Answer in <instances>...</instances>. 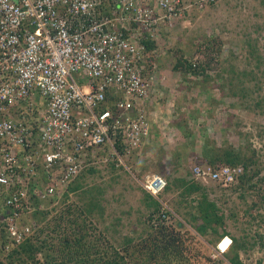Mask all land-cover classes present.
<instances>
[{"label":"built area","instance_id":"1","mask_svg":"<svg viewBox=\"0 0 264 264\" xmlns=\"http://www.w3.org/2000/svg\"><path fill=\"white\" fill-rule=\"evenodd\" d=\"M217 2L0 0V254L32 236L35 212L63 202L89 168L130 169L125 156L151 137L153 122L161 126V111L149 107L158 101L145 41L160 43L178 17ZM191 171L199 183L228 185L242 167ZM140 183L159 198L168 181L149 172ZM153 216L156 226L182 220L166 201ZM232 242L223 236L212 256Z\"/></svg>","mask_w":264,"mask_h":264},{"label":"rangeland","instance_id":"2","mask_svg":"<svg viewBox=\"0 0 264 264\" xmlns=\"http://www.w3.org/2000/svg\"><path fill=\"white\" fill-rule=\"evenodd\" d=\"M204 39L212 52V64L198 75L181 78L185 83L180 85H187L181 98L174 92L162 95L159 100L161 126L156 128L146 148L147 158L141 157L136 149L125 156L127 163L133 161L130 171L102 167L83 175L79 179L81 188L68 195L69 201L66 199L51 208L48 203L50 213L46 221L70 203L81 211L93 202L95 212L87 216L84 229L90 228L87 240L99 241L100 249L111 245L124 250L125 237H138L145 230L144 217L152 210L140 183L149 163L151 172L165 174L175 184L160 197L162 202L166 201L183 216L178 209L191 208L189 205H195L196 195L206 192L224 212L218 234L228 231L239 244H244L240 250L241 263L264 264V181H260L264 177V0H218L204 9L192 8L178 17L163 39L166 46L158 50L162 54L168 51L173 57L172 63L177 53L182 52L195 61L194 57L201 55L200 51L195 52V47ZM197 57L199 66L207 65L205 59ZM189 109L196 115L182 114ZM183 129L190 133L186 135ZM155 138L157 141L152 142ZM207 143L210 147L217 145L223 150L232 147L242 154L255 155L258 163L253 168L261 171L252 182L257 186L245 198L241 197L245 193L241 194L233 184L214 180L201 183L204 188L200 192L182 194L181 180L190 179L191 168L197 164L210 165L202 155ZM140 167L142 172L137 171ZM254 203L256 206H252ZM212 233L209 230V236L206 233L201 236L202 240H192L194 258L190 264H232L229 256L211 258L210 244L218 237L213 238ZM51 240H55L56 247L49 253L60 261L67 248L59 243V238ZM139 256L137 253L126 258L128 262L124 264H143L139 259L131 260ZM159 263L160 260L153 264Z\"/></svg>","mask_w":264,"mask_h":264},{"label":"trees","instance_id":"3","mask_svg":"<svg viewBox=\"0 0 264 264\" xmlns=\"http://www.w3.org/2000/svg\"><path fill=\"white\" fill-rule=\"evenodd\" d=\"M206 41L207 39H204L197 44L195 52H201L202 59L206 60L207 65H195L194 62L185 56V53L180 51L182 54L178 55L177 53L173 63V69L180 71L183 75H187L189 72L198 75L201 71L210 67L212 64V52L210 53L209 43L207 44ZM145 43L147 45V53H149L145 63L151 68L153 61L156 60L155 54L151 52L152 49L155 48V43L150 39ZM112 95L113 94L108 93V102L106 104L113 107L112 102H114V95ZM182 112V114L186 116L189 115L188 117L196 115V113L192 112L190 109ZM181 126L179 125V127ZM183 131L186 135L190 133L189 130L185 131L183 129ZM221 150L223 149L217 147V145L210 147L208 143L205 144L202 153L204 157L203 160H206L208 164L215 168H219L222 165H243L244 171L239 176L238 181L233 185L236 189H240L241 194L245 193L241 195L242 198H245V195L250 193V190L257 186V184H253L252 182L261 171L260 169L253 168V165L258 163V160L255 159V155L249 156L247 154H242L232 147L224 149L223 151ZM253 152L255 154V150ZM149 167L150 164L146 163L145 169ZM94 171V169H90L87 172H83L75 179L69 189L71 191L80 189L81 183L79 179L83 175L85 176ZM164 175L165 174H163V176ZM164 177L168 181L165 189V192H167L171 190L175 184L172 183L166 175ZM181 181L183 183L182 194L185 196L200 192L204 188L201 183L195 182L192 178L188 181L184 179ZM260 181L263 182L264 177H260ZM251 183L252 185H249ZM247 185H249L248 188L246 187ZM145 194L146 198L149 199L148 206L152 209L150 213L144 217L145 230H143L138 237L133 235L126 236L123 243L124 250L111 245L104 247V249H100L101 246L98 245L99 241L87 240V236L90 235V228L84 229L86 228L87 216H91L95 212L92 206L93 202L86 206V210L82 209L81 211L80 209H75L72 203H70L65 206L60 214H55L49 221H46L50 213L49 210L36 211L33 219L40 224L39 229L19 247L5 254V256L0 257V264H45V258L47 257H51L50 260L47 258V264H124L128 262L126 258L132 257L137 253H139L140 256L131 258V260L136 262V259H139L143 264H153L158 260L161 261L159 264H186L194 258L192 254L194 250L192 240L197 238L201 239V236L206 235V233L207 236H209V230L213 231V238L214 236L220 237L218 234V227L223 224L224 212L215 201L209 198L206 192L198 196L196 195L195 205H189L191 208L185 211L183 209L181 211L178 209L179 212H182L184 215L182 216L178 213L182 220L177 222V224H162L159 226L153 223V215L156 211L160 210L162 201L160 198L154 197L147 191ZM252 206H256V203L252 204ZM175 211L177 212V210ZM49 237H51V239L59 238V243L67 248V250L61 254L60 261L56 260V256H52L49 253V250L56 247L54 244L55 240H51ZM242 246H244V244H239V240L235 238V245L229 254V260L232 264H242L239 259V250L242 249ZM129 250L130 253L128 252ZM195 256H198V254Z\"/></svg>","mask_w":264,"mask_h":264},{"label":"clouds","instance_id":"4","mask_svg":"<svg viewBox=\"0 0 264 264\" xmlns=\"http://www.w3.org/2000/svg\"><path fill=\"white\" fill-rule=\"evenodd\" d=\"M171 30V29H170ZM169 30V31H170ZM169 31H164V33H169ZM165 37H167V35L165 36ZM164 37V34H163V39L165 38ZM149 40V39H148ZM151 40V39H150ZM147 41V40H146ZM145 41V42H146ZM152 41H154V43H155V48H153L152 49V53H154L155 54V57H156V59H158V57L157 56H161V55H163L162 53H160L159 52V47H160V45L162 44L163 46H166V43H164V41L162 40L160 43H158V44H156V41L155 40H152ZM161 45V46H162ZM148 52V51H147ZM166 53H167V51H166ZM197 56H200L201 57V59H202V56L201 55H197ZM194 57V59H195V61H193L192 59H190L192 62H194V64L195 65H197V58L198 57ZM152 67L151 68H149V66H147V64H146V69H145V74L148 76V77H150V78H152V80H153V77H151V76H149V73L151 72V70H153L154 68H157V63L156 62H154L153 61V64L151 65ZM151 69V70H150ZM148 71V72H147ZM179 73H180V75H181V78L183 77V78H185L188 74H195V73H192V72H189L187 75H183L180 71H179ZM196 75V74H195ZM182 78V79H183ZM153 86H154V88H155V92H154V98L156 97V99H157V101H158V106H155L156 107V109L155 110H160V108H161V101H159V100H161V98H162V95L164 94L162 91H160V89L158 88V87H155V82H154V80H153ZM162 102H165L164 100H162ZM154 107V108H155ZM160 113V112H159ZM159 116H160V118H162V114L160 113L159 114ZM154 123L156 124V127H155V130H153L152 131V135H151V137H150V139H152V137H153V135H154V133H155V131H156V128H159L160 126H157L158 125V123H156V122H153V128H154ZM149 143H150V140H149V138L147 139V140H145L144 141V143H143V145H142V147L141 148H137L138 149V153L141 155V157H145V155H146V152H147V150H144V148H146L148 145H149ZM136 151V149H134L133 151H131V152H135ZM142 151H145V153H141ZM127 156V155H126ZM147 156V155H146ZM145 158H147V157H145ZM126 160V159H125ZM132 160L130 161V164L129 163H127V166H129L130 167V169H132V167H134V164H132ZM222 166H224V165H222ZM230 166H232V165H230ZM237 166H241L242 167V171L240 172V174L238 175V177H237V179H236V181L235 182H233V183H230V184H234V183H236L237 181H238V179H239V176L241 175V173L244 171V167H243V165H241V164H238V165H234V166H232V167H237ZM104 167H107V168H112V169H125V170H127V171H130V169L129 168H126L125 166H122L121 168H116L115 167V165L113 164V163H110V164H108L107 166H103V168ZM213 167V166H212ZM102 168V167H101ZM101 168H96V167H91V168H89L87 171H89L90 169H94V170H99V169H101ZM215 168V167H214ZM146 170H147V174L150 172V173H153V172H151L149 169H147L146 168ZM87 171H85V172H87ZM137 171H139V172H142L143 171V168L142 167H140V169H137ZM146 174H143V176L141 177V179L145 176ZM259 177V176H258ZM195 181V180H194ZM219 182H222V181H219ZM199 183V182H198ZM202 183V182H201ZM223 183V182H222ZM224 184V183H223ZM230 184H228V185H230ZM143 187V186H142ZM144 188V187H143ZM145 190V189H144ZM72 192H74V191H72ZM149 193V192H148ZM163 193H165V191L163 192ZM163 193L159 196V198L163 195ZM151 194V193H150ZM69 195V194H68ZM152 195V194H151ZM68 198H66L67 200L69 199V196H67ZM65 201V200H64ZM63 201V202H64ZM62 202V203H63ZM57 207L55 206V209H56ZM48 210H50V209H48ZM54 213H55V210H54ZM225 235H227V236H229L232 240H233V242H232V245H231V248L229 249V251H227L224 255H223V257H219V258H214L213 256H212V254H213V251H214V248L216 247V245H217V243L220 241V239L223 237V236H225ZM235 238L236 237H234L230 232H228V231H226V232H222L221 234H220V237H217V239L214 241V243H212V244H210V256H211V258L213 259H226L228 256H229V254H230V252H231V250L233 249V247H234V245H235ZM241 250V249H240ZM240 250H239V254H240V259H241V254H242V252L240 253ZM3 256H5V254L4 253H1L0 254V257H3Z\"/></svg>","mask_w":264,"mask_h":264},{"label":"crops","instance_id":"5","mask_svg":"<svg viewBox=\"0 0 264 264\" xmlns=\"http://www.w3.org/2000/svg\"><path fill=\"white\" fill-rule=\"evenodd\" d=\"M166 35L168 36L169 33H164V37ZM157 57L158 59L154 61L157 63V68H154L153 70L150 69L151 72L149 73V76L153 77V80L155 82V87H158L160 91H162L163 93L174 92L176 93L177 98H181V94L183 93L182 91L184 90V88H186L187 85L184 87L180 85V84H184L185 80L183 81L181 79L179 71L173 69V63H172L173 57L170 56V53L168 51L166 54ZM149 107L152 113L156 109L153 101H151ZM155 127L156 124L154 123L153 130H155ZM149 140L151 142L152 139L149 138ZM156 141L157 140L155 138L153 139L152 142H156ZM146 148H149V146H147ZM146 148H144V150H146Z\"/></svg>","mask_w":264,"mask_h":264}]
</instances>
